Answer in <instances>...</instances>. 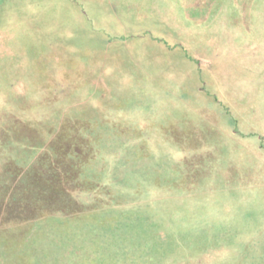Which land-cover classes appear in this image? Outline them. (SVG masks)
<instances>
[{
  "label": "rangeland",
  "instance_id": "374dc122",
  "mask_svg": "<svg viewBox=\"0 0 264 264\" xmlns=\"http://www.w3.org/2000/svg\"><path fill=\"white\" fill-rule=\"evenodd\" d=\"M148 121L168 198H70ZM0 264H264V0H0Z\"/></svg>",
  "mask_w": 264,
  "mask_h": 264
},
{
  "label": "crops",
  "instance_id": "0c3cea01",
  "mask_svg": "<svg viewBox=\"0 0 264 264\" xmlns=\"http://www.w3.org/2000/svg\"><path fill=\"white\" fill-rule=\"evenodd\" d=\"M96 119L97 118L95 117L94 119H90L88 124L91 123L94 129L98 127L99 129L100 128L104 129L105 124L103 127H100L98 126V123H94ZM116 119H119V118H116ZM116 119L115 117L110 118V120H116ZM151 123H152L151 121L143 122L141 125L137 126L138 131H135V126H136L135 124H132L133 126L129 127L128 126L129 123H126V122L117 123V126L121 128L120 131L113 133V131L108 132V130L106 129V133L104 131L97 132V135H100V136H108L109 134H112L111 137H108V138L101 137V139L99 138L97 140L98 141L97 143L95 142L96 144H91L89 140L87 142L83 141L85 143L83 147H78V149L71 148V153L69 154V156L79 161L80 162L79 166L81 164V166H85V168L89 169V171L82 170V169L81 171H78V170L75 171L74 174L76 175V178H73L74 179L73 180L72 178H69V172H68L69 169L67 170L66 166H64L67 170L65 172L67 173V176H68L67 192L71 189L70 191L71 193L69 192L71 195L70 198H73V199L80 198L81 200L87 199L88 194H87L86 189H88V186H91V185L95 186L94 187L95 189L93 188L95 191L92 192V188H91L90 196H92V193L94 195V194H97L98 192L101 195L105 194V196L109 198V197L121 195L122 192L127 191V192L133 193L134 195L139 194L138 196L135 197L136 199L147 200L148 207L151 205L152 200L154 201V200H157L160 198L162 199L165 197L168 198V195H164L163 193H157L156 195L154 194L152 196L146 197L144 196V192H143L147 190V187L151 186L152 181H153L152 176H155L156 172L161 171L162 169L161 166L165 164V158H167L164 156V154H161L159 156L156 153H160V152H156L157 150L152 149L154 148L155 144L160 140H159V136H157V133L154 132V130H156V127L152 126ZM111 124L112 123H110L109 126H111ZM94 133L96 134V132ZM74 134L89 135L91 134V132L87 130H84V131L76 130L74 131ZM122 135H125V136L127 135V138H125L122 141V144L117 145V141L121 140L120 136ZM163 143L165 142H162V144ZM175 143L177 142L175 141ZM175 145L177 146V144ZM192 150L193 149L190 148V152H189L188 149L186 151H184L183 149L184 152L181 150L175 153L172 158L174 159L175 163H172L171 166L178 165V168L181 169V166H180L181 159L182 161L183 159L184 160L187 159V156H189V154H190L189 157L194 156V155H191V153L195 154V151H192ZM43 154H44V149H41L39 151L38 157L35 159L38 160L39 157L44 156ZM80 157H84L83 165L81 163ZM156 162L158 164H156ZM165 166H163V168ZM53 167H54V164L51 165V169ZM43 170H44L43 172L45 173V175L52 173V170L48 171L46 170V168H43ZM56 173L57 172H55L54 174ZM37 175H39L38 172H37ZM178 175L180 176V173H178ZM166 178L167 179L170 178V180H172L173 175L167 173ZM207 181H208L207 183H210V180H207ZM113 184H131V185L126 189H124V187L123 189H121L118 185L114 186ZM25 186L22 185V188L24 189ZM99 186H101L100 188L104 187V190L100 189ZM108 186L112 191L111 190L109 191V189L108 190L106 189L108 188ZM210 190L213 191L214 190L213 187L206 189V191H210ZM181 196H187V195L182 194ZM170 198H173V194L170 196ZM140 205H143V204H140Z\"/></svg>",
  "mask_w": 264,
  "mask_h": 264
}]
</instances>
